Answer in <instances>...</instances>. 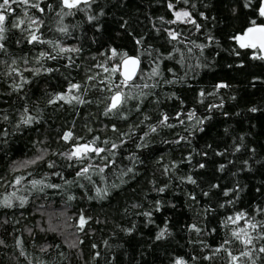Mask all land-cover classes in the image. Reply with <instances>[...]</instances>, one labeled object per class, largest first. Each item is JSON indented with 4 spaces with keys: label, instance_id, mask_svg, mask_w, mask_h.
<instances>
[{
    "label": "trees",
    "instance_id": "trees-1",
    "mask_svg": "<svg viewBox=\"0 0 264 264\" xmlns=\"http://www.w3.org/2000/svg\"><path fill=\"white\" fill-rule=\"evenodd\" d=\"M244 3L89 0L67 9L61 0H29L12 5L0 41V199L16 191L27 203L0 207V264H176L177 259L264 264V253L258 251L264 239H257L264 228L248 227V221L264 223V60L253 59V50L240 49L231 39L250 20L264 18L257 12L261 0L247 8ZM179 10L190 11L200 29L169 23ZM21 19V28L12 27ZM170 31L179 37L171 39ZM32 32L43 42L29 43ZM60 47L79 51L61 53ZM113 48L139 56L143 75L136 86L124 88L132 98L121 112L105 115L121 80L118 73L104 71L118 62L110 59ZM41 53L55 59L41 58ZM13 68L17 71L9 75ZM49 68L53 71H45ZM153 69L159 75L153 76ZM221 83L228 87L218 89ZM71 84L82 86L70 95L85 103L49 102L68 93ZM164 115L172 127L160 125ZM26 116L33 122L21 123ZM69 131L83 139L63 140ZM94 137L100 147L124 143L101 154L115 162L103 173L91 171L88 180L76 175L88 161L81 164L62 154ZM44 153L36 165L19 168ZM49 161L54 167H48ZM91 163L104 166L100 157L93 156ZM17 176L27 180L8 186ZM33 179L61 187L40 192L41 186L33 189L28 182ZM97 188L107 195L98 196ZM240 213L247 220L228 221ZM81 216L87 220L82 230ZM241 228L253 245L232 235ZM244 251L252 255L231 261L229 252L239 256Z\"/></svg>",
    "mask_w": 264,
    "mask_h": 264
},
{
    "label": "snow or ice",
    "instance_id": "snow-or-ice-1",
    "mask_svg": "<svg viewBox=\"0 0 264 264\" xmlns=\"http://www.w3.org/2000/svg\"><path fill=\"white\" fill-rule=\"evenodd\" d=\"M63 6L67 9H76L79 8V5L81 3L84 4H88L89 0H61ZM179 2V0H178ZM29 4V0H0V41H2L4 39V33L6 31V22L8 21V16L9 14H11L14 9L12 8L13 4ZM185 3H187V0H185ZM252 4V0H245L244 3V7H250ZM169 8H173L174 5L169 3ZM32 7H36L39 8V4H34L32 5ZM39 10L42 12L43 9L39 8ZM235 12V9L233 10ZM257 12H258V16L260 18H264V0H261V3L258 5L257 7ZM201 15H203V13H201ZM175 17L176 19L173 21H169V23H177V22H184V23H191L193 25H195L196 29L199 30L200 29V25L196 22L195 19L192 18V14L190 11H176L175 12ZM94 17H89V19H93ZM37 22L35 20L31 21V24H36ZM25 24L24 20H17V21H13L12 22V27L14 28H21L22 25ZM31 24L29 25V27H31ZM39 29L37 28L36 31H38ZM60 31L64 32L66 31L65 28H61ZM179 33L175 32V31H170L169 32V36L171 39L176 40L179 37ZM231 39H233L237 44L238 47L240 49H250L253 50V59H260V60H264V22L261 23H257V21L255 19L250 20L249 21V26L241 33V34H236L233 37H231ZM32 42H43L40 40V37L36 35V32H32L30 34V39H29V43ZM51 43V42H49ZM137 43L139 44L140 41H137ZM197 48L199 49H203L205 47V45H196ZM4 48V44L0 43V49ZM75 52V51H79V49H66L63 47L59 48V52L63 53V52ZM111 56L110 59L112 60H117L118 62L114 64V66L109 69L107 67L104 68L105 72H110L112 74H119V76L121 77V80L119 83L115 84V89L112 91V95L109 97L108 100V105L106 107L105 110V115H108L110 113L112 114H118L121 112V110L126 106L127 101L129 99H131V95L130 93H126L124 91V88H131L136 86L135 85V80L137 79L138 76H142L143 75V71L140 69V58L139 56H129L127 53H120L118 52L115 48L111 49ZM189 51H191V49H189ZM237 55H239V52L236 53ZM41 58H44L45 56H47L48 59H55V56H52L50 54H45V53H41ZM13 63H15V61H13ZM99 67H103L102 65H100ZM17 69H11V71L9 72V75L12 74V72H16ZM37 73L39 72V70H36ZM45 71L47 72H51L53 71V69L49 68V69H45ZM152 75L156 76L159 75L158 71L156 69H153L152 71ZM90 80L95 79V77H89ZM103 82V81H102ZM20 87L19 85H17V88ZM82 86L80 84H71L68 93H62V94H57V96L55 97V100L49 101L50 103H55L56 101H60L63 100L67 103H72L73 101H76L78 103H85V101L83 99H81L79 96H71L70 93L73 89H77L79 90ZM144 87H148L147 84L144 85ZM228 87L227 84L225 83H221L217 85V88H226ZM201 96L204 95V93L202 92L200 94ZM27 112V109L25 110ZM252 111H256L255 108L252 109ZM179 113L177 114V118L179 117ZM194 113L189 114L188 115V119L191 120L194 118ZM5 119L7 117H4ZM169 120V117L167 115H164L162 117V119L160 120V125L161 126H168V127H172V125L167 124V121ZM33 122V117L31 116H26L25 118H23L21 120V123L23 124H30ZM181 123H183V121H180ZM197 124H202L203 121L197 119L196 121ZM114 132L118 131L115 126H113L112 129ZM202 130V129H201ZM91 131V130H90ZM152 132H156L157 128L155 126H153L151 128ZM145 135H147V133H145ZM63 140L65 141H69L72 139H75L77 141H79L80 139L83 138H74L73 137V133L71 131L66 132L63 137ZM181 139H183V137H181ZM99 140V137H94L91 141L89 142H85V143H74L72 149L69 152L63 153L62 155L67 159V160H75L78 163L83 164L85 161H88L87 164H84V166L80 167V169L77 171L76 175L78 177H83L86 178L88 180H91V176H90V172L93 170H96L100 173L104 172L105 168H108L111 164H113L115 161L114 160H110L108 155H101V154H105V153H111L113 149H117L119 148L124 141L121 140V144H116V143H111V146L109 148H105V147H100L97 146V141ZM102 143L104 144H108V141H103ZM239 149L237 148V151ZM47 155V153H44L42 155L37 156L34 159H30V160H26L20 163L19 168H27L29 166L32 165H36L39 161L44 160L45 156ZM93 156L95 157H100V159L102 161H104V166L100 167L99 165H93L91 163V160L93 159ZM48 167L52 168L54 167V163L49 161L48 162ZM201 168L204 167L203 164L200 165ZM224 166L222 165L221 168H223ZM18 170V169H14ZM128 171H131V169H129ZM28 175L30 176L31 173H28ZM54 175L59 176L60 173H54ZM27 180V176H17L14 179V182L12 185H8L10 187H14L17 185H22V183ZM189 182L191 183H196L195 180H193L191 177H188ZM33 189H37L38 186H41L38 188V190L40 192L44 191V188H59L61 187L60 185L57 184H45V181L43 179L40 180H30L28 181ZM65 183H70L68 181H65ZM0 186H4L3 184V178L0 177ZM215 187V186H214ZM160 191H164L163 188L160 189ZM97 195L98 196H103V195H107V190L104 189H100L97 188L96 189ZM205 195H207V193H205ZM225 195H227V193H225ZM71 199V197H70ZM14 201H19V206L23 207L26 203H27V197H23V196H17L16 195V191H12L10 192L8 195H5L3 197V199H0V207H6V208H11L14 205ZM150 215V214H149ZM241 220H247V214L246 213H240L237 214V216L235 218L233 217H228V221H230L233 224L238 223ZM87 223V220L81 216L80 217V224L79 227L81 228V230L83 229V225ZM248 227L255 230L257 228H264V223L261 222H257V223H252L251 221H248ZM191 228L193 230L199 231V229L196 227V225H192ZM165 232H166V228L161 230L160 233L157 235V239H162L165 236ZM232 235L234 237H236V239L240 240V242L244 245H253V238L252 236L245 231L244 228H241L239 231H233ZM257 239H264V235L262 236H258ZM22 242L21 241H17V244L20 245ZM230 243L229 241H225V244ZM4 241L0 240V245H3ZM223 247V245L221 246ZM42 251H44V249H41ZM227 251V249H225ZM217 251H219V249H217ZM258 251L260 253H264V246L260 247L258 249ZM21 255L24 256L26 255L23 251H21ZM252 255L251 251H244L241 252L239 256L236 255H232L231 252H229V256L231 257V261L233 262H237L240 260V257H250ZM176 264H185V262L182 259H177L176 260Z\"/></svg>",
    "mask_w": 264,
    "mask_h": 264
},
{
    "label": "water",
    "instance_id": "water-1",
    "mask_svg": "<svg viewBox=\"0 0 264 264\" xmlns=\"http://www.w3.org/2000/svg\"><path fill=\"white\" fill-rule=\"evenodd\" d=\"M129 56H137V55H135V54H128Z\"/></svg>",
    "mask_w": 264,
    "mask_h": 264
},
{
    "label": "rangeland",
    "instance_id": "rangeland-1",
    "mask_svg": "<svg viewBox=\"0 0 264 264\" xmlns=\"http://www.w3.org/2000/svg\"><path fill=\"white\" fill-rule=\"evenodd\" d=\"M179 11H181V10H179ZM241 34V33H240ZM61 216H64V213H61Z\"/></svg>",
    "mask_w": 264,
    "mask_h": 264
}]
</instances>
